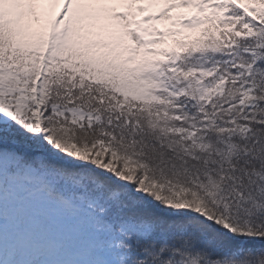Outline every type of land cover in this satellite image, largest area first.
Masks as SVG:
<instances>
[{
	"label": "snow or ice",
	"instance_id": "snow-or-ice-1",
	"mask_svg": "<svg viewBox=\"0 0 264 264\" xmlns=\"http://www.w3.org/2000/svg\"><path fill=\"white\" fill-rule=\"evenodd\" d=\"M0 264H264V0H0Z\"/></svg>",
	"mask_w": 264,
	"mask_h": 264
}]
</instances>
